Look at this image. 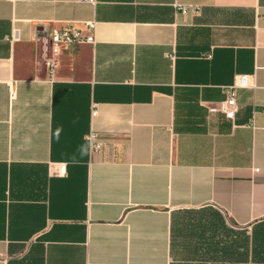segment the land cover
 Segmentation results:
<instances>
[{
  "label": "crops",
  "instance_id": "crops-1",
  "mask_svg": "<svg viewBox=\"0 0 264 264\" xmlns=\"http://www.w3.org/2000/svg\"><path fill=\"white\" fill-rule=\"evenodd\" d=\"M0 264H264V0H0Z\"/></svg>",
  "mask_w": 264,
  "mask_h": 264
},
{
  "label": "built area",
  "instance_id": "built-area-1",
  "mask_svg": "<svg viewBox=\"0 0 264 264\" xmlns=\"http://www.w3.org/2000/svg\"><path fill=\"white\" fill-rule=\"evenodd\" d=\"M90 3H96V0H85ZM181 13H185L189 8L194 10L197 7H188L186 5H178ZM95 25L96 22L93 20L84 22V30L81 28L67 26L60 28H53L50 33L42 34L37 36L38 43V53L41 57L42 63L46 68L51 69L56 66V62L59 56V51L61 45L64 44H94L95 42ZM251 75L248 74H236L233 82L226 86L227 96L225 99L220 101L219 106H210V110H220L224 115L233 119L235 113L237 112V100H236V89L241 87L253 88L255 85L253 83ZM90 143V149L96 151L100 147V142L96 138V133L90 131L87 135ZM60 172L65 171V165H60Z\"/></svg>",
  "mask_w": 264,
  "mask_h": 264
}]
</instances>
